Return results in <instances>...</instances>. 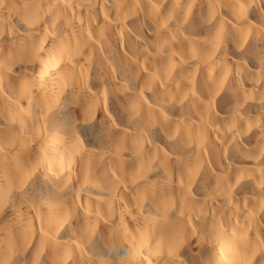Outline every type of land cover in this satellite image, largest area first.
<instances>
[{
  "label": "bare ground",
  "instance_id": "bare-ground-1",
  "mask_svg": "<svg viewBox=\"0 0 264 264\" xmlns=\"http://www.w3.org/2000/svg\"><path fill=\"white\" fill-rule=\"evenodd\" d=\"M0 264H264V0H0Z\"/></svg>",
  "mask_w": 264,
  "mask_h": 264
}]
</instances>
